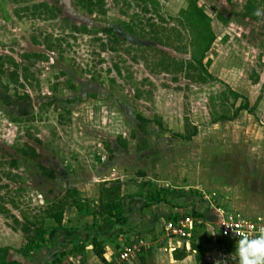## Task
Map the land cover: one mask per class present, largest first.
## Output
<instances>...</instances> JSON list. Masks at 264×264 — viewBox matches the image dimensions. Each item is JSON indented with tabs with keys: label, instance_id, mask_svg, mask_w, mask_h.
<instances>
[{
	"label": "rangeland",
	"instance_id": "obj_1",
	"mask_svg": "<svg viewBox=\"0 0 264 264\" xmlns=\"http://www.w3.org/2000/svg\"><path fill=\"white\" fill-rule=\"evenodd\" d=\"M193 1L209 31L191 0H0V248L45 229L13 257L71 251L46 215L65 196L62 226L83 242L102 203L138 195L150 215L164 190L190 196L173 201L185 213L249 202L263 212L243 218L263 222L264 0ZM29 149L43 174L10 165Z\"/></svg>",
	"mask_w": 264,
	"mask_h": 264
},
{
	"label": "crops",
	"instance_id": "obj_2",
	"mask_svg": "<svg viewBox=\"0 0 264 264\" xmlns=\"http://www.w3.org/2000/svg\"><path fill=\"white\" fill-rule=\"evenodd\" d=\"M218 190L220 188H214L213 192L215 195L219 192ZM173 196V193L166 192V202H155L157 204L151 206L154 210L151 211L150 215L144 211L145 209L141 210L139 208L137 203L139 199L138 195L136 197H123L121 206L123 216L127 219L126 224L111 225L105 224L102 221L100 229H98L100 234L96 235L93 229L89 230L92 233L89 241L85 239L86 241L83 242L84 239H78L79 230L76 227L67 230L74 234L72 237L70 236L71 246L76 243H85L84 255H82V251L76 252L73 256L69 257L72 260V264H113L118 252L130 247L138 249L136 258L130 264H237V261L232 260L230 256L234 255L239 240L223 238L219 234V211L223 210L225 206L223 207L221 204L215 203L208 210L204 207L201 208V205L198 211V207L191 205L190 212L185 213L180 208L181 206L174 204L173 201L180 199L189 200L190 196L180 194L183 197H178V199H173ZM126 199L128 203L127 207L124 203ZM161 203H167L166 205H168L165 213H161L159 209L158 204ZM135 204L138 206L137 210L134 207ZM239 208L237 210L238 213L234 214L240 217H257L263 212L257 209L253 210L249 202H245ZM226 211L230 212L229 210ZM193 213L199 217L193 216ZM186 218L192 221V229L189 230L190 235L188 237L181 238L165 230L167 223H177ZM260 218L264 222V217ZM209 228H211L210 232ZM207 230L211 233L212 239L205 242L202 241V238L207 234ZM64 231L67 232L66 230ZM158 232L160 233L158 234ZM88 234L86 237L89 236ZM91 239H96L100 242L102 246L101 256L95 254Z\"/></svg>",
	"mask_w": 264,
	"mask_h": 264
},
{
	"label": "trees",
	"instance_id": "obj_3",
	"mask_svg": "<svg viewBox=\"0 0 264 264\" xmlns=\"http://www.w3.org/2000/svg\"><path fill=\"white\" fill-rule=\"evenodd\" d=\"M191 3H192L191 5L193 8V11L205 23L207 30L209 31V25L206 21L205 16L201 13V11L198 8L195 7L193 0H191ZM104 31L111 33L112 29H107V30L104 29ZM211 37H212V35H211ZM211 37L208 38L209 40L208 39L206 40V41H208V43L211 40ZM206 49H207V46L205 47V50ZM199 64L201 65V63H199ZM204 72H205L206 76L209 77V75L206 73V71H204ZM239 109H245V110H248L250 112L252 111V109L248 108L247 105L240 106ZM224 120H226L225 117H221L219 119V121H224ZM196 133H197L196 127L192 126L188 133L180 134L179 136L182 140L189 141L191 139V137L194 136ZM18 151L21 154L18 157H12L10 159L9 163L11 166L19 167L20 165H24V164L26 165L27 164L29 166H33L39 174L40 173L43 174L44 171H46L45 167L40 163V161H34L33 160L37 157V155L32 149H29L28 151H26V150H18ZM50 177H51V172H50ZM69 193L70 192H66V195H68ZM165 196H166V191H160L159 194L152 195V196L148 195L149 200H151L153 202H166ZM66 197L67 196H65L64 198H60L56 204L54 203V201H50L49 199H46L47 202H52V205H51L52 207L49 211L46 212V215L56 222L58 229H62V230L67 231L69 229L62 226V215H63L62 202H65ZM99 208L100 209H99L98 214L100 216H102L103 223L111 224V225H125L126 224L127 219H126V217L123 216V210H122L121 204L115 203L113 201H108L106 203H102V205ZM51 211H53V212H51ZM193 216L199 217L195 213H193ZM36 232H37L36 234L28 236V245L24 246L21 249L14 250V249H10L9 247L0 248V264H25V262L22 261L21 259L13 257V254L14 255L15 254L24 255V253L31 252L35 249H39L41 245L40 246L36 245V240H40V244L43 243L45 241L43 236H44L46 231H45V229H38V230H36ZM91 244L93 245L95 254L97 256H101L102 246H101L100 242H98L96 239H91ZM83 249H84L83 244H77V243L73 244L71 251L58 252L49 264H69V263H66V258H68V256H70V255L73 256L74 253H76V250H77V252H82ZM10 253H12V254L10 255Z\"/></svg>",
	"mask_w": 264,
	"mask_h": 264
},
{
	"label": "built area",
	"instance_id": "obj_4",
	"mask_svg": "<svg viewBox=\"0 0 264 264\" xmlns=\"http://www.w3.org/2000/svg\"><path fill=\"white\" fill-rule=\"evenodd\" d=\"M218 228L219 234L223 238L239 240L242 233L253 237L264 231V222L249 220L223 209L219 211ZM191 229L192 221L188 218L180 220L177 223L169 222L165 227L167 232L181 238L188 237L190 235L189 230ZM137 252L138 249L136 247L122 249L118 252L113 264H130L136 258Z\"/></svg>",
	"mask_w": 264,
	"mask_h": 264
},
{
	"label": "clouds",
	"instance_id": "obj_5",
	"mask_svg": "<svg viewBox=\"0 0 264 264\" xmlns=\"http://www.w3.org/2000/svg\"><path fill=\"white\" fill-rule=\"evenodd\" d=\"M237 264H264V231L249 237L242 233L235 249Z\"/></svg>",
	"mask_w": 264,
	"mask_h": 264
}]
</instances>
